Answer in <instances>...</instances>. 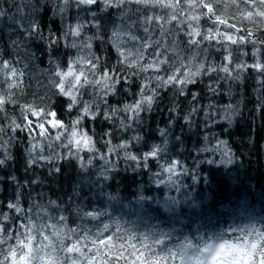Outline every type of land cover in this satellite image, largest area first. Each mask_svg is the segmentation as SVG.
Returning <instances> with one entry per match:
<instances>
[{"label":"clouds","instance_id":"1","mask_svg":"<svg viewBox=\"0 0 264 264\" xmlns=\"http://www.w3.org/2000/svg\"><path fill=\"white\" fill-rule=\"evenodd\" d=\"M9 7L0 194L7 180L15 195L0 199V264L22 241L30 264H264V0ZM249 124L259 159L234 139Z\"/></svg>","mask_w":264,"mask_h":264},{"label":"trees","instance_id":"2","mask_svg":"<svg viewBox=\"0 0 264 264\" xmlns=\"http://www.w3.org/2000/svg\"><path fill=\"white\" fill-rule=\"evenodd\" d=\"M3 4H4V7L8 9L9 12L13 11V9L11 7H9V0H3ZM259 123L261 125H264V114H262V118H261ZM245 134L248 135L249 139L255 140V142H256L255 151L257 153L256 158L259 159V156H258V153L260 151V149H259V137H258V135L253 134L252 127L250 124L248 127L244 128V129H237V134H236V137H234V139H239L240 137L244 136ZM2 171H3V174L5 176L10 174L7 170H2ZM16 171L17 172L20 171V162L19 161H17ZM72 179H73V177H72L71 173H68L64 177H62V179H61L62 189L61 190H64L65 185H70ZM213 179H218V181H219L218 195L225 196V198H227L228 195L236 194V193H228L227 192L228 182L226 179L221 178V177H217L215 174H213ZM3 183H4V192L2 194H0V199H3L5 201V203H7V198L9 195L14 197L15 187L7 180H5ZM53 190H55V189H53Z\"/></svg>","mask_w":264,"mask_h":264},{"label":"snow or ice","instance_id":"3","mask_svg":"<svg viewBox=\"0 0 264 264\" xmlns=\"http://www.w3.org/2000/svg\"><path fill=\"white\" fill-rule=\"evenodd\" d=\"M116 240L112 237V236H107L106 238H101L99 239V244L103 247H105V254L108 256H112L114 255L113 253V249L116 247ZM21 246L26 248L27 251L24 252L21 255H17V252L15 250V248H13L9 253L8 256L11 259V264H30V253L32 252V245L30 243L25 244L23 241L21 242ZM121 248L123 247V245H120ZM224 246H221V251L217 252V256L221 255L222 251H223ZM79 246L78 244H74L72 245V247H70L68 249L69 252H74V251H79ZM3 252V247L2 245H0V253ZM146 253L144 252H138L136 254V258L139 259L141 261V264H150V262H148L145 257H146ZM102 264H107V261L102 260ZM151 264H158V262H151Z\"/></svg>","mask_w":264,"mask_h":264}]
</instances>
